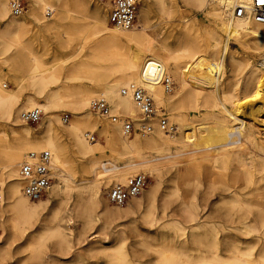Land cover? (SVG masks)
Here are the masks:
<instances>
[{
	"label": "bare ground",
	"instance_id": "6f19581e",
	"mask_svg": "<svg viewBox=\"0 0 264 264\" xmlns=\"http://www.w3.org/2000/svg\"><path fill=\"white\" fill-rule=\"evenodd\" d=\"M87 1L100 8L86 14L84 0H29L23 16L24 10L14 15L11 2L0 0V116L12 133L4 134L0 143V264L9 248L24 245L20 241L26 236L37 240L29 247L31 259L47 240H55L59 258L51 257L47 264H90L89 255L106 256L107 264H141L128 242L125 223L120 222L123 218L157 228L159 242L153 244L155 236L150 233L138 242L157 252L155 264H264V243L255 246L251 241L256 234L264 235V129L259 124L264 118L256 120L264 112V69L259 66L264 23L234 14V5L248 0H155L169 16L184 6L202 11L207 19L199 24L184 15V24L168 28L158 41L150 32L147 8L141 11L144 24L121 27L111 23L108 2ZM28 22L53 31L60 47L70 48V53L43 64L30 42L23 41ZM201 35L211 39L205 77L188 70L203 51ZM231 38L239 43L238 54L247 53L245 58L230 51ZM227 53L239 63L230 82L223 58ZM9 74L16 83L26 81L33 94L21 98L6 85ZM64 76L89 84H80L76 91H68L63 86L67 84L50 88ZM165 80L170 83L163 84ZM132 83L145 87L158 104L169 101L178 110L168 117L172 130H165L158 116H150V129L134 131L141 133L135 135L124 131L127 119L142 120L141 115L139 119L122 115L140 113L131 92H122ZM96 96L111 102L117 120L104 116L103 122L95 115L99 112L91 100ZM61 103L75 110L69 126L56 124L54 108ZM36 107L44 112L39 132L23 125L20 116ZM96 129L104 142L89 139V132ZM43 150L51 153L55 182L45 201H31L22 190L20 167L31 152ZM139 172L149 173L153 182L123 206L109 207L102 187L125 183ZM206 176L208 188L220 186L225 192L213 211L205 210L197 195ZM180 179L185 189L179 186ZM164 181L171 182L170 191L158 204ZM75 193L89 198L82 204ZM51 199L57 203L47 216ZM170 199L178 201L175 207L181 215ZM219 207H226L225 219H212ZM162 228L169 232L162 234Z\"/></svg>",
	"mask_w": 264,
	"mask_h": 264
},
{
	"label": "rangeland",
	"instance_id": "374dc122",
	"mask_svg": "<svg viewBox=\"0 0 264 264\" xmlns=\"http://www.w3.org/2000/svg\"><path fill=\"white\" fill-rule=\"evenodd\" d=\"M9 1L11 2V0H9ZM150 1L154 4H152ZM154 1L155 0H141L140 7H139V13H138V21H137L136 26L145 23L144 20L142 21V16H141L142 12L141 11H143L144 9L146 10V8H147L149 10L148 14H149L150 32L153 33V35L156 37V39L158 41H162V36H163L162 33L165 32L166 30H168V28L176 29L179 25H183L184 22H183L182 16H184V15H186L187 17H190V16L195 17L198 20L199 24H205L207 22L205 14L202 11L197 10L195 8H187L184 6L177 7V12L173 16H169V15L161 12L160 8L156 4V1L155 2ZM22 2L25 5V9L22 12V14L24 16L26 11L29 8L30 3H29V0H22ZM84 2L87 3V5H86L87 9L82 11V13L91 14V10L93 8L99 7V3H96L93 1H87V0H84ZM74 8H76V7H74ZM101 10H103V9H101ZM105 12L108 14V10ZM47 16H50V15H47ZM200 30H202V28H200ZM229 40L227 41V43H228L230 51H233V52L235 51L236 52L235 56L238 58H245L247 53H245V55L238 54V52L241 51L239 43L234 38H231ZM23 41L24 42H28V41L30 42L31 49L38 56L39 60L45 65H50V64L54 63L58 58L65 56V55H68L70 53V48L60 47L57 36L55 35V33L53 31L40 28L37 25H35L33 22H28L26 24L25 29L23 31ZM169 43L171 46H174V44L172 42H169ZM209 43H211V39L209 37H207L206 35H201V45H202L203 51L200 54L199 60L192 63L188 67V70L191 71L193 74H195L198 77H205L206 76L205 75V69L206 68H205L204 64L206 61L205 54H206L207 50L209 49L208 48ZM224 43H225V38L222 37L220 39L221 47L224 46ZM12 52H14V50ZM223 58H224L225 75H226L227 81H229V82L233 81L235 79L237 73L239 72V63L237 60H234L229 53L225 54ZM263 58H261L259 60V66H261L264 69ZM260 62H261V64H260ZM5 69H6V71H9V67L6 66ZM171 78L173 79V77H171ZM5 83L7 86L15 88V91L18 94H20L21 98L25 97L28 93L33 94V90H31L28 87V84L26 83V81H24V83H16V81L13 80V78L11 77L10 74H9V78L5 81ZM63 84H67V85H63ZM80 84L87 85V84H89V82H88V80L80 81V80L74 79L72 77L67 78L64 76L62 78V80L52 83L50 85V88L51 89H58L59 87H61L63 85V86H66V88H70V89H67L68 91H76V90L80 89V86H79ZM163 84H166V83L164 82ZM175 85H176V83L173 79L172 85L170 86L171 89L173 88L172 94L175 93V91H174ZM67 90L65 89L63 92H67ZM110 104H111V102H110ZM111 106H112V104H111ZM159 106H160V109H159L158 113L160 114L162 111L168 117H170L171 115H173L175 112L178 111L176 108L173 107V105L170 104L169 101H167L165 105L162 102L161 104H159ZM54 110H55V113L59 116V120L56 122V124H59L62 127L69 126V121H70V119H72L74 117L75 110L70 105L63 104V103L57 105L54 108ZM260 113L257 115L259 118L256 117L257 121H260V118H261V120H263V118H264V115H263L264 112H260ZM95 115H97V117L99 119H101L103 122L106 121V120H104L105 117L100 115V113H95ZM122 115L123 116L125 115L126 117L133 118V119H139L140 118L139 111H138L137 115L134 117L127 116L128 114H126V113L122 114ZM43 116H44V112L42 111V115L38 121L25 122L22 120L23 121L22 124L25 126L31 127L36 132H39V131H41V127L44 123V117ZM262 122H264V121H262ZM262 122L261 123L259 122V124H260L261 128L264 129V124ZM89 133H90L89 139L92 140V142H96V141L104 142V139L101 137L98 129H96L94 131H90ZM4 134H8L10 137L12 133H11V130L9 129L6 121L0 116V143L4 139ZM92 134L95 135V139H91ZM132 134L135 135V134H141V133L135 132ZM64 139L66 140V142L68 141V143H69V140H67V137H64ZM139 173H145L148 176L147 184L144 187V189H146L150 185V183L153 182V180H152L153 178L147 172H139ZM54 182H55V179H53L52 183H54ZM183 182H184L183 179H180L178 182L179 186H181L182 188H184V185H185ZM204 182H203V185L200 188H198L197 195H198L200 202H202L205 205V210L213 211L216 208V206L219 204V199L221 198V196L223 194H225V192H224L223 188L220 186H217L212 190L210 188H208V177L207 176L204 178ZM111 184L112 183H110L108 185H104L102 187L105 197H107L106 192H107L108 187ZM170 184H171V182H168V181H164L162 183V189L160 190L161 193H159V195H158L159 196L158 197V200H159L158 204L161 203L162 196L166 192L170 191V188H168V186ZM184 194H185V191H183V195ZM74 195H76V199H78V200L81 199L80 201L82 204L85 203L89 198L88 194H83V195H81L80 198L77 197L76 193ZM48 196H49V192L47 191V193L41 199L43 201H45L48 198ZM179 201H180V199H179ZM171 202H172V200H171ZM50 203H51V209H50V211H48L49 213L46 214L47 216H49L50 212L56 206L57 199H54V200L51 199ZM172 204H173L172 208H174L175 210H178L177 214L181 215V213L179 211V207H175L178 204V201L176 200L175 202H172ZM108 205L111 208L121 206V205L113 204L110 201H109ZM73 208H74L73 204H70L69 209L73 210ZM225 208H223V207L217 208V210L214 213H212V215H211L212 219H216V220L217 219H225V217L223 216L224 212L226 210ZM120 222L125 223V230H126L128 242H130V244L134 246L133 249L136 250L135 251L136 255L138 257H140L142 260L141 264H155V261H156L157 256H158L157 252L153 249H149V250L143 249V247L141 245H139L138 242H141L144 239H148L147 238L148 233L155 236V239L152 241L153 244H156L157 242H159L160 238L158 236L159 234H157L158 233L157 228L155 226L150 227L148 224L144 223L140 219L136 220L135 222H131L129 219L123 218V219H121ZM62 223L64 224V222H62ZM75 224H77V223H74V225ZM78 226H80V223ZM159 232L168 233L169 231L167 228H162V229H159ZM93 233L99 234V232L97 233L95 231V229H94ZM2 235H3V230L0 228V236H2ZM97 236H100V235H97ZM29 240L32 243L29 244ZM251 241L253 242V244H255V246H258V245L260 246L261 244L264 243V235L256 234L255 236L251 237ZM36 242H37V240L34 237L33 238L31 237V239H30V237L26 236L25 238L21 239L20 243H22L24 245L21 246V244H20V246H18L17 244H15L14 249H11L12 247L9 248V253L3 255L4 258L1 260V264H27V263L28 264H47L50 260H52L51 257L55 258L56 256H58L57 255V254H59L58 253V247L55 243V240H50V241L47 240L44 243V245L42 246L41 251L39 252L41 254L38 253L37 257H35V258L33 257L34 259L33 258L31 259V257H30L31 250L29 247H31V245L35 246L37 244ZM227 242L229 243L230 241H227ZM48 256L50 257V259ZM87 257H89V259ZM87 257H86L88 259L87 262L90 264H94V263L107 264V261H108V258L106 256H103V255H100V256L89 255ZM58 258H59V256H58ZM58 258H57V261H58ZM41 260H42V262H41ZM91 262H93V263H91ZM75 264H78V263H75Z\"/></svg>",
	"mask_w": 264,
	"mask_h": 264
},
{
	"label": "built area",
	"instance_id": "2783aa9c",
	"mask_svg": "<svg viewBox=\"0 0 264 264\" xmlns=\"http://www.w3.org/2000/svg\"><path fill=\"white\" fill-rule=\"evenodd\" d=\"M108 2L110 4L109 17L112 24L121 27H131L137 22L139 7L141 0H98ZM11 13L20 14L25 5L22 0H11ZM233 12L236 16L250 15L257 22L264 23V2L262 0H248L247 3H236ZM264 63V59H263ZM170 83L168 80L164 81ZM125 94L131 92L135 103L140 109L142 120L136 123L132 119H127L124 123V131L133 133L143 129H150L148 119L150 116H158L160 124L165 130H172L173 126L169 123L168 116L161 111L160 106L151 92L138 83H132L128 88H123ZM92 107L103 116H108L114 121L118 116L113 113L110 103L105 97L96 96L91 100ZM42 110L38 107L25 110L21 113V119L25 122H35L40 119ZM91 139H95V135H91ZM51 153L48 150L40 152H31L23 161L20 167V178L23 182L22 190L24 194L31 200L41 199L46 193L53 181L51 172ZM148 176L145 173H137L130 176L125 183L111 184L106 195L113 204H125L130 198L142 192L147 184ZM2 201V188L0 186V205Z\"/></svg>",
	"mask_w": 264,
	"mask_h": 264
},
{
	"label": "snow or ice",
	"instance_id": "6c2138e0",
	"mask_svg": "<svg viewBox=\"0 0 264 264\" xmlns=\"http://www.w3.org/2000/svg\"><path fill=\"white\" fill-rule=\"evenodd\" d=\"M262 2H264V0H262Z\"/></svg>",
	"mask_w": 264,
	"mask_h": 264
}]
</instances>
